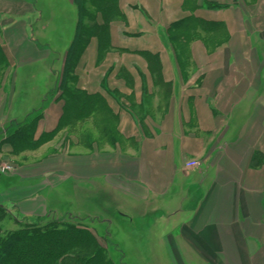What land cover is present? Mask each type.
<instances>
[{
	"label": "crops",
	"instance_id": "crops-1",
	"mask_svg": "<svg viewBox=\"0 0 264 264\" xmlns=\"http://www.w3.org/2000/svg\"><path fill=\"white\" fill-rule=\"evenodd\" d=\"M61 1L68 35L64 15L47 39L48 5L0 0V204L108 227L161 209L146 233L171 264H264V0ZM77 33L80 117L59 89Z\"/></svg>",
	"mask_w": 264,
	"mask_h": 264
},
{
	"label": "trees",
	"instance_id": "trees-1",
	"mask_svg": "<svg viewBox=\"0 0 264 264\" xmlns=\"http://www.w3.org/2000/svg\"><path fill=\"white\" fill-rule=\"evenodd\" d=\"M79 34L67 50L59 84L62 97L77 117L81 116V105H85L86 100L68 84L75 80L72 73L81 50ZM31 128L22 127L10 138L16 140L18 146H27ZM9 219L13 220L14 227L7 225ZM87 220L67 215L55 217L51 213L31 219L17 217L0 204V264H114L111 242L99 235L97 228ZM98 238L104 239L106 245L102 246Z\"/></svg>",
	"mask_w": 264,
	"mask_h": 264
},
{
	"label": "rangeland",
	"instance_id": "rangeland-1",
	"mask_svg": "<svg viewBox=\"0 0 264 264\" xmlns=\"http://www.w3.org/2000/svg\"><path fill=\"white\" fill-rule=\"evenodd\" d=\"M41 4L43 5V7L47 6L53 10L54 14L51 18L52 20V25H50V21L46 18H48L46 16V14H44L46 23H47V30L46 32H43V35H45L44 37H46L48 39V37H52L51 32H53V29H58V26L55 24V21L59 22L61 19L63 21V16L65 15L66 18V24H62L63 25V30L64 28H66L67 30V35H68V30H69V10L67 7H65L64 2L61 0H40ZM45 9V8H44ZM73 12H75V9L73 8ZM62 30L61 34H62V40H64L66 37V33H64ZM47 39H42L40 40V44L44 43L47 41ZM54 42L57 43L54 39ZM54 44V43H53ZM58 44V43H57ZM42 45V44H41ZM52 46V45H51ZM46 66V64L43 63H39L37 65H35L34 67L30 68L31 72H37V73H42L41 69H44ZM12 170V169H11ZM79 196L77 195V197L75 199H70L67 198L66 201H69V207L72 208L74 211L77 209H81V210H86L88 211L92 209L91 206H87L88 204V194H82L81 192H78ZM91 194V193H90ZM96 195H97V199L101 196L100 200H113V197L110 193H103V192H95L94 194V200H96ZM80 196L83 197V199L81 200ZM119 197V196H118ZM80 198V199H79ZM119 199V198H117ZM120 201V200H119ZM190 203V201H189ZM188 205V202L185 201V206ZM99 207V206H97ZM100 211L102 210V212H104L103 208H98ZM117 209H119L117 207ZM123 209H120V211H122ZM162 214H163V210L159 209ZM73 211V212H74ZM111 211V208H110ZM158 211V210H157ZM152 211V210H148V212L145 215H140L139 211L137 210H129L126 212V214L128 215V217L133 218V221H130L128 218H117L118 216H114L113 218H115V222L117 220V223L114 225L112 223L113 226L108 227V225H106V223H103L100 225L99 224H93V226L95 228H97V231L99 233V235L106 237V233L113 232V237L110 238L109 240L112 244L111 246V250H110V255L112 257V259L114 260V264H171L172 262L168 259V256L166 255L165 251L162 250L159 247V242L157 240H155V238L153 237L154 234H152L151 239L147 237V235L149 233H146V230H148L147 228H151L154 227L157 224V226H160V228L167 226L166 224L164 225L162 221H164V215L162 214H157L158 212ZM60 213V211H58ZM125 212V211H122ZM56 214L55 217H60V214ZM77 213V212H76ZM75 214V213H74ZM73 214V215H74ZM63 215H67L69 216V214H62ZM81 215V214H80ZM72 216V215H70ZM113 216V215H112ZM105 217V216H104ZM109 216H106V218ZM117 218V219H116ZM158 218L157 223L155 222ZM87 219V218H86ZM114 220V219H113ZM159 221L161 222V225L159 223ZM89 222V221H87ZM7 225H9L10 227H14V223L13 220L9 219L7 221ZM169 225V224H168ZM105 229V230H104ZM106 231V232H105ZM108 237V236H107ZM147 238V239H146ZM99 242L102 246L106 245V242L104 241V239L98 238ZM148 244V245H147ZM138 246H140L141 248H139ZM120 248L119 250H113V248ZM109 249V248H108ZM118 251V252H117ZM187 260V256L185 257V262L186 264H198V262H196L195 259L190 261H186Z\"/></svg>",
	"mask_w": 264,
	"mask_h": 264
},
{
	"label": "built area",
	"instance_id": "built-area-1",
	"mask_svg": "<svg viewBox=\"0 0 264 264\" xmlns=\"http://www.w3.org/2000/svg\"><path fill=\"white\" fill-rule=\"evenodd\" d=\"M185 166L188 168H193V167L197 166V162L196 161H189V162H186ZM11 169H12V167L7 163H5L1 166V171H3V172H8Z\"/></svg>",
	"mask_w": 264,
	"mask_h": 264
}]
</instances>
